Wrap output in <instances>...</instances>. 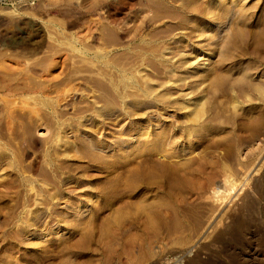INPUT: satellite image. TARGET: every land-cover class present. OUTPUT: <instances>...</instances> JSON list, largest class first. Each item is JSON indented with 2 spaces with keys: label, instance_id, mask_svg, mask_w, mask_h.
Instances as JSON below:
<instances>
[{
  "label": "rangeland",
  "instance_id": "obj_1",
  "mask_svg": "<svg viewBox=\"0 0 264 264\" xmlns=\"http://www.w3.org/2000/svg\"><path fill=\"white\" fill-rule=\"evenodd\" d=\"M156 2L164 6L155 10ZM221 2H213V10L220 15L223 10L225 16L227 7L233 15H228L218 35L217 24H203L210 16L185 14L177 6L181 5L179 0H0V264H264V120L260 124L263 129L259 125L257 129L251 120L247 122L249 114L255 117L257 111L238 105L236 113L231 105L226 113L219 111L221 116L228 114L224 117L227 123L220 118L225 123L221 133L216 130L208 137H196V133L189 136L187 131L192 126L184 119V111L164 110L165 102L129 89L123 91V84L118 82L121 68L127 66L129 72L141 67L147 80L169 82L161 92L175 90V83L186 84V91H193L189 96L203 97L205 106L215 96L230 100L235 95L228 93L224 98L212 90L210 81L178 83L170 79L185 76L182 61L202 63L213 42L231 35L233 42L228 48L235 66L229 65L228 72L225 69L229 82L243 77L249 85L264 86V0H225L224 6ZM182 15L192 19L185 31L180 28L186 20ZM155 47L169 48L168 56L175 55L173 60L167 62L164 56L153 55L151 49ZM102 49L109 52L108 60L115 65L105 68L97 56ZM215 60L211 57L203 70ZM168 65H177L175 71L168 70L167 74ZM262 99L264 95L259 99L264 106ZM155 115L165 121L167 131L187 135L180 139L182 143L169 148L176 155H155L165 148L162 139L151 138V123L160 120ZM155 145H159L158 151ZM154 159L172 166L180 164L173 184L165 181L173 185L166 188L169 192L165 191V197L170 198L177 214L170 212L166 225L150 236L149 251L141 240L129 248L115 243L106 251L100 239L101 219L117 207L119 200L132 195L125 178L129 168L134 163L150 165ZM219 181L218 193L213 195L210 190ZM131 257L137 259L135 263Z\"/></svg>",
  "mask_w": 264,
  "mask_h": 264
},
{
  "label": "bare ground",
  "instance_id": "obj_2",
  "mask_svg": "<svg viewBox=\"0 0 264 264\" xmlns=\"http://www.w3.org/2000/svg\"><path fill=\"white\" fill-rule=\"evenodd\" d=\"M153 1L155 2V0H152V3H153ZM178 1V0H177ZM176 0H175V3L177 2ZM179 1H181V5H179V3H177L178 5V7H181V9H182V11L185 13V14H192L193 16H199V15H201L200 16V18L201 17H205L206 18V16L207 17H211V18H209L210 20H205V21H203V24H207L208 25V21H209V23L211 22L212 24H217V27L215 28V30H216V32L213 30V32H215V33H219V32H217V30H219V29H224V27H225V25H226V22H227V19L226 18H229L228 17V15L229 14H232L233 15V13L230 11V9L229 8H225V7H223V8H225L224 10L225 11H227L226 13H225V16H224V11L222 10L221 12L223 13V16H222V13H221V15L219 14V13H216V9L215 10H213L214 9V6L212 7L211 6V4H213V2L215 3V1L216 0H209V1H207V2H205L204 3V1L202 0H179ZM224 2H221L222 4L223 3H226L225 2V0H223ZM228 1V0H227ZM148 2H150V1H148ZM158 2H159V0H158ZM173 2V1H172ZM232 2V1H231ZM151 3V4H152ZM157 3V2H156ZM218 3V2H217ZM232 4V3H231ZM141 5H143V4H141ZM160 5H163V4H159V3H157L156 4V7H155V5H153L154 7H155V10L159 7L160 8ZM173 5V4H172ZM134 6H137V5H134ZM145 6V5H144ZM148 6V5H147ZM164 6V5H163ZM174 6V5H173ZM223 6H224V4H223ZM227 6V5H226ZM230 6V5H229ZM141 7V6H140ZM139 7V8H140ZM172 7V6H171ZM104 8V7H103ZM135 8V7H134ZM148 8V7H147ZM166 8V7H165ZM168 9H169V7H167ZM231 8V7H230ZM163 10H164V8H162ZM233 9V8H232ZM132 10V9H131ZM160 10V9H159ZM177 10V9H176ZM138 11V10H137ZM153 11H154V8H153ZM170 12V10H167V12ZM171 11L173 12V10L171 9ZM218 11H220L219 9H218ZM217 11V12H218ZM233 11V10H232ZM156 12H158V11H156ZM165 12V11H164ZM231 12V13H230ZM234 12V11H233ZM144 13V12H143ZM147 13H148V11H147ZM151 13V12H150ZM155 13V12H154ZM161 14H162V12H160ZM181 13V12H180ZM179 13V14H180ZM129 14V13H128ZM142 14V13H141ZM158 14V13H157ZM167 14V13H166ZM166 14H164V15H166ZM172 14V13H171ZM145 15V17H146V14H144ZM159 15V14H158ZM157 15V16H158ZM168 15H170V13L168 14ZM173 15L175 16V14L173 13ZM172 15V16H173ZM231 15V16H232ZM137 16H139V15H137ZM151 16V15H150ZM156 16V15H155ZM159 16H161V15H159ZM163 16V15H162ZM172 16H170V18H172ZM183 16V15H182ZM189 16V15H188ZM231 16H230V19H231ZM106 17V16H105ZM126 17V16H125ZM132 17V16H131ZM164 17V16H163ZM184 17V16H183ZM183 17H182V19H183ZM136 18V17H135ZM144 18V17H143ZM150 18V17H149ZM155 17H153V19H154ZM159 18V17H158ZM166 18V17H165ZM186 18V20H184L183 21V23L181 24V26H180V28L181 29H184V31H185V28L187 27V26H185L186 25V23H187V21L189 22L190 20H192V19H189V18H187V16L186 17H184V19ZM195 18V17H194ZM199 18V19H200ZM225 18V19H224ZM128 19V18H127ZM140 19H142V18H140ZM148 19V18H147ZM157 19V18H156ZM181 19V17H179V20H182ZM108 20V19H107ZM114 20V19H113ZM143 20V19H142ZM155 20V19H154ZM163 20V19H162ZM161 19H160V21H162ZM198 20V19H197ZM201 20H204V19H201ZM200 20V21H201ZM118 21H119V19H118ZM135 21V20H134ZM170 21H174L173 19L172 20H170ZM194 21H195V19H194ZM230 21V20H229ZM108 22V21H107ZM112 22V21H111ZM116 22V21H115ZM138 22V21H137ZM164 22V21H163ZM193 22V21H192ZM192 22L190 23V24H192ZM198 22V21H197ZM231 22V21H230ZM104 23H105V21H104ZM135 23V22H134ZM156 23V22H155ZM168 23V22H167ZM176 23V22H175ZM179 24H180V21L178 22ZM229 23V22H228ZM227 23V24H228ZM132 24V23H131ZM135 24H137V23H135ZM188 24V23H187ZM195 24H198V23H195ZM194 24V25H195ZM108 25V24H107ZM111 25V24H110ZM109 25V26H110ZM123 25V24H122ZM140 25V24H139ZM160 25V24H159ZM189 25V24H188ZM193 25V24H192ZM193 25V26H194ZM199 25V24H198ZM197 25V26H198ZM201 25V24H200ZM141 26H143V24L141 25ZM173 26V25H172ZM177 26V25H176ZM211 27H212V25H210ZM228 26V25H227ZM119 27V26H118ZM122 27V26H121ZM140 27V26H139ZM159 27V26H158ZM174 27V26H173ZM172 27V28H173ZM199 27V26H198ZM197 27V29H200V28H198ZM201 28H202V26H200ZM209 27V26H208ZM220 27H223V28H220ZM106 28V27H105ZM112 28V27H111ZM120 28V27H119ZM171 28V29H172ZM192 28V27H191ZM205 28V27H204ZM203 28V29H204ZM109 29H110V27H109ZM108 29V30H109ZM128 29V28H127ZM138 29V28H137ZM140 29V28H139ZM170 29V30H171ZM176 29H178V28H176ZM213 29V28H212ZM133 30V29H132ZM131 30V31H132ZM155 30V29H154ZM159 30V29H158ZM160 30H161V28H160ZM192 30V29H191ZM193 30H196V28L194 29L193 28ZM230 29H228V31H229ZM144 31H146V30H144ZM149 31H151V30H149ZM174 31V30H173ZM180 31V30H179ZM183 31V30H182ZM190 31V30H189ZM198 31V30H197ZM210 31V30H209ZM222 31V30H221ZM220 31V32H221ZM224 31V30H223ZM194 33L193 31H190V33ZM201 31H199V33H200ZM205 32V31H204ZM132 33V32H131ZM146 33V32H145ZM149 33V32H148ZM160 33V32H159ZM158 33V31H157V34H159ZM161 33H162V30H161ZM167 33V32H166ZM178 33V32H177ZM188 33V32H187ZM212 33V32H211ZM133 34V33H132ZM136 34V33H135ZM141 34V33H140ZM155 34V33H154ZM165 34V33H164ZM168 34H169V32H168ZM172 34V33H171ZM189 34V33H188ZM196 34V33H195ZM197 34H198V32H197ZM206 34V33H205ZM210 34V33H209ZM236 34V33H235ZM125 35V34H124ZM129 35V34H128ZM145 35V34H144ZM162 35V34H161ZM182 35V34H181ZM194 35V34H193ZM192 35V36H193ZM200 35H201V33H200ZM213 35H215V34H212V36ZM217 35V34H216ZM218 35H220V33L218 34ZM217 35V36H218ZM226 35V34H225ZM233 35V34H232ZM130 36H131V34H130ZM150 36V35H149ZM175 36H176V34H175ZM189 36H191V35H189ZM191 36V37H192ZM196 36V35H195ZM202 36V35H201ZM211 36V35H210ZM209 36V37H210ZM235 36V35H234ZM240 36V35H239ZM135 37V36H134ZM138 37V36H137ZM152 37V36H151ZM157 37V36H156ZM155 37V38H156ZM171 37V36H170ZM199 37V36H198ZM215 37V36H214ZM213 37V38H214ZM221 37V36H220ZM223 37V39L221 38H218L217 40H216V42L217 43H214V45H216L217 44V46H215L214 47V45H213V43H212V48H211V51H209L210 52V54L208 55V57L206 58V56H205V58L206 59H204V61L202 62V63H198V64H196V65H194V63H195V60L194 61H190V60H186V61H182L183 63H182V66L185 68V70H183V72H184V75L185 76H181V77H177V79L175 80V79H170V80H174L175 82H177L178 81V83H179V81L180 80H182V81H187V83H188V80L190 81H193L194 83L196 82V81H200V79L202 80V82H205V81H210V85H211V88H212V90H214V92H220V93H222L221 95H224L223 97L225 98V95H227L228 93H230V94H232V96L233 95H235V97H233V98H230V100H227V99H225V101H224V99H222L221 100V98L218 100V98L216 99V96H215V100L214 101H210V103L207 105V106H205L204 104H202L203 103V100H202V98L203 97H201V98H192L191 96H189V94H191L190 92H187L186 91V88H184V85H186V84H184L183 86H180V85H176V83H175V86H176V89L174 90L173 89V91H164L163 92V90H162V92H161V89H164L165 87L167 88V86L169 85V82L168 81H158L157 80V82L155 81V82H153V81H149V80H147V78H145L144 77V74H143V72H145L144 71V69H141V67H139V69H137V70H134V69H136V68H134L133 66V72H130L131 70H130V68H129V72H127L125 69H127L126 67L124 68V69H122L121 68V70H119L120 71V81H118V82H121L122 84H123V87H124V90L123 91H125V89H129V90H131V91H134L137 95H139V93L141 94V96H143L144 95V97L145 96H153L156 100H158V102L159 101H161V102H165L166 103V108L164 109V110H171V109H175V110H179V111H184V113H183V117H185L184 119H187L188 120V122H189V124L192 126V128H191V130H188L187 131V135H192L193 133H196L195 135H196V137H203V136H207V135H211V133L212 132H215L216 130H219V129H221V130H223V127H224V125H225V123H227L228 121H226V116L225 115H228V114H225V115H223V116H221L220 115V112L219 111H225L226 109H227V111H228V107L229 106H231V105H233V108H234V106H235V108L238 106V105H240V107H245V106H247L249 109L251 108L252 110H256L257 112L255 113L256 115H255V117L253 116V114L251 115V114H249V116H251L250 117V119H249V117H247L246 115V117L248 118H246L247 119V122H249V120H251L250 121V123L252 122L253 124H250V125H253V126H255V127H257L258 125V127L260 128V124H262V121L264 120V113H262L263 112V105H261V103L259 102V99L264 95V86H258V84L256 85V84H251V85H249L248 83H250V81L248 82V81H246V82H244V80H243V77L241 78H238V79H235V80H232L231 82H229V76H228V74L229 73H226L225 72V69L227 68V72L229 71V69H228V66L230 65V66H235V61H232L231 60V55H230V51H229V49L230 48H228L229 47V44L231 43V42H233V41H231L232 40V37L233 36H231V35H227V36H222ZM125 38V37H124ZM132 38V37H131ZM140 38V37H139ZM141 38L142 39H144L143 38V36H141ZM147 38V37H146ZM159 38V37H158ZM166 38H167V36H166ZM169 38V37H168ZM182 38V37H181ZM183 38H184V35H183ZM190 37H188V39H189ZM197 38V37H196ZM200 38V37H199ZM201 38H203V37H201ZM206 38H207V36H206ZM212 38V37H211ZM216 38V37H215ZM236 38V37H235ZM261 38H262V36H261ZM151 39V38H150ZM173 39V38H172ZM194 39H195V37H194ZM205 39V38H204ZM204 39H203V41H204ZM145 40V39H144ZM152 40H154L153 38H152ZM202 40V39H201ZM208 39H205V41H207ZM213 40V39H212ZM264 40V39H263ZM170 41H171V38H170ZM170 41H168V42H170ZM177 41V40H176ZM182 41V40H181ZM186 41V40H185ZM197 41V40H196ZM215 41V40H214ZM145 42V41H144ZM143 42V43H144ZM178 42V41H177ZM202 42V41H201ZM211 41H209V43H210ZM204 43V42H203ZM202 43V44H203ZM123 44V43H122ZM142 44V43H141ZM147 44V43H146ZM155 44V43H154ZM174 44V43H173ZM182 44V43H181ZM199 44V43H198ZM232 44V43H231ZM133 45V44H132ZM153 45V44H152ZM187 45V44H186ZM204 45V44H203ZM211 45V44H210ZM142 46V45H141ZM144 46V45H143ZM156 46V45H155ZM158 46V45H157ZM163 46H165V45H163ZM170 46H171V44H170ZM196 46V45H195ZM140 47V46H139ZM146 47V46H145ZM153 47H154V45H153ZM160 47V46H159ZM162 47V46H161ZM111 48V47H110ZM138 48V47H137ZM149 48V47H148ZM173 48V47H172ZM178 48V47H177ZM209 48H210V46H209ZM104 49V48H103ZM103 49H102V51H103ZM142 49V48H141ZM144 49V48H143ZM167 49H169V48H166V47H164L163 48V50H161V48L159 49V48H156L155 47V49L153 48V50L151 49V51H152V54L153 55H155V54H159V57L160 56H164L165 57V59L167 60V62L168 61H170L171 62V59L172 58H174L173 56H175V55H170V56H168V52H167ZM190 49V48H189ZM106 50H107V48H106ZM146 50H150V49H146ZM172 50V49H171ZM188 50V49H187ZM133 51V50H132ZM150 51V52H151ZM176 51H178L177 49H176ZM97 52V51H96ZM174 52V51H173ZM204 52V51H203ZM208 52V53H209ZM108 51H103V52H98L97 53V56H98V58L100 59L101 58V60H102V63L106 66L105 68H107V66H109L111 63H113V62H109V58H108ZM147 53V52H146ZM179 53H181V52H179ZM96 54V53H95ZM142 54V53H141ZM147 54H149V53H147ZM164 54V55H163ZM166 54V55H165ZM177 54V53H176ZM194 54V53H193ZM216 54V55H215ZM112 55V54H111ZM181 55V54H180ZM96 56V55H95ZM97 56H96V58H97ZM145 55H143V57H144ZM152 56V55H151ZM185 56V55H184ZM187 56V55H186ZM215 56V58H216V60H215V62H213L212 64H210V66L208 67V68H206L205 70H203V68L205 67V65L204 64H208V63H210L209 61L211 60V57H214ZM112 57V56H111ZM110 57V58H111ZM141 57V56H140ZM148 57V56H147ZM146 57V58H147ZM157 57V56H156ZM163 57V58H164ZM167 57V58H166ZM177 57V56H176ZM175 57V58H176ZM202 57V56H201ZM97 58V59H98ZM139 58V57H138ZM145 58V59H146ZM153 58V57H152ZM179 58V57H178ZM141 59H143V58H141ZM100 60V61H101ZM173 60V59H172ZM203 60V59H202ZM201 60V61H202ZM153 61V60H152ZM188 61H190V63H188ZM115 62V61H114ZM137 62V61H136ZM145 62H146V60H145ZM166 62V61H165ZM129 63V62H128ZM127 63V64H128ZM140 63H142V62H140ZM140 63H138V64H140ZM164 63V62H163ZM175 63V62H174ZM188 63V64H187ZM114 64V63H113ZM117 64V63H116ZM126 64V65H127ZM150 64V63H149ZM158 64V63H157ZM166 64V63H165ZM173 64V63H172ZM216 64V65H215ZM115 65V64H114ZM120 65V64H119ZM131 65H133V64H131ZM145 65V64H144ZM162 65V64H161ZM215 65V66H214ZM128 66H130V65H128ZM140 66V65H139ZM143 66V65H142ZM146 66V68H147V64L145 65ZM153 67H154V65H152ZM166 66V65H165ZM177 65H173V66H167V68L165 69V71H166V73L168 72V70H174L175 71V67H176ZM121 67V66H120ZM120 67H118V68H120ZM169 67V68H168ZM103 68V67H102ZM149 68V67H148ZM160 68V67H159ZM181 68V67H180ZM230 69H231V67H230ZM104 70V69H103ZM181 70V69H180ZM106 71V70H105ZM109 71V70H108ZM117 71V70H116ZM119 71H117V72H119ZM147 71V70H146ZM152 71V70H151ZM174 71H172V72H174ZM246 71V70H245ZM170 72V71H169ZM107 74V73H106ZM115 74V73H114ZM146 74V73H145ZM149 74V73H148ZM165 74V73H164ZM168 74V73H167ZM166 74V75H167ZM173 73H171V78L173 77V75H172ZM181 74H183V73H180V75ZM241 74H243L242 72H241ZM246 74H247V72H246ZM153 75V74H152ZM169 75H170V73H169ZM175 75H176V72H175ZM187 75V76H186ZM109 76V75H108ZM149 76H151V75H149ZM155 76V75H154ZM162 76H165V75H162ZM244 76V75H243ZM246 76V75H245ZM244 76V79L246 78ZM107 77V76H106ZM148 77V76H147ZM153 77V76H152ZM239 77V76H238ZM104 78H105V76H104ZM117 78V77H116ZM118 78V79H119ZM160 78V77H159ZM162 78V77H161ZM170 78V77H169ZM175 78V77H174ZM115 79V78H114ZM149 79H150V77H149ZM152 79V78H151ZM163 79V78H162ZM248 79V78H247ZM169 80V79H168ZM246 80V79H245ZM117 81V80H116ZM115 81V82H116ZM190 81V82H191ZM105 82V81H104ZM114 82V81H113ZM171 82V81H170ZM189 82V83H190ZM193 82H192V84H193ZM201 82V81H200ZM228 82H229V84H228ZM120 83V84H121ZM181 83V82H180ZM183 83H185V82H183ZM106 84H107V82H106ZM114 84V83H113ZM119 84V83H118ZM174 84V83H173ZM182 84V83H181ZM205 84V83H204ZM109 86V85H108ZM116 87V86H115ZM170 87V86H169ZM190 87V86H189ZM4 88H6L5 86H4ZM14 88V87H13ZM119 88V87H118ZM201 88V87H200ZM208 88H210V87H208ZM15 89H17V88H15ZM14 89V90H15ZM9 90V89H8ZM18 90V89H17ZM112 90V89H111ZM114 90V89H113ZM120 90V89H119ZM122 90V89H121ZM192 90V89H191ZM10 91H11V89H10ZM123 91L121 92V93H123ZM130 91V92H131ZM137 91V92H136ZM127 92V91H126ZM213 92V91H212ZM134 93V94H135ZM210 93V92H209ZM128 94V97H129V93H127ZM132 94V93H131ZM212 94V93H211ZM122 95V94H121ZM192 95H193V93H192ZM215 95V94H214ZM216 95H218V94H216ZM126 96V95H125ZM132 95H130V97H131ZM206 96H208V95H206ZM220 96V95H219ZM218 96V97H219ZM241 96V98H243L242 99V101H241V99L239 98ZM259 96H261L260 98H259ZM120 97H123V95L122 96H120ZM127 97V98H128ZM133 97H134V95H133ZM137 97V96H136ZM135 97V98H136ZM152 97V98H153ZM228 98L229 97H231V96H227ZM117 98V97H116ZM141 98V97H140ZM149 98V97H148ZM151 98V99H152ZM119 99V98H118ZM131 99H133V98H131ZM137 99V98H136ZM135 99V100H136ZM142 99H146V98H142ZM200 99V100H199ZM214 99V98H213ZM125 100V99H124ZM140 100V99H139ZM138 100V101H139ZM148 100H150V99H148ZM153 100V99H152ZM155 100V101H156ZM201 100H202V102H201ZM209 100V99H208ZM262 100H264V99H262ZM120 101V100H119ZM133 101H134V99H133ZM136 102V101H135ZM154 102V101H153ZM204 102H206V99L204 100ZM261 102H263V104H264V101H261ZM123 103V102H122ZM164 103V104H165ZM208 103V102H207ZM243 104V105H242ZM127 105V104H126ZM133 105V104H132ZM151 105V104H150ZM137 106V105H136ZM121 108V107H120ZM153 108V107H152ZM156 108H158V107H156ZM230 108V107H229ZM237 108H239V107H237ZM234 109V111L235 110H237L238 111V109ZM130 109V108H129ZM240 109V108H239ZM241 109H243V108H241ZM245 109H247L246 107H245ZM250 109V110H251ZM230 110V109H229ZM249 110V111H250ZM131 111V110H130ZM158 111V110H157ZM218 111V112H217ZM234 111H232V112H234ZM243 111V110H242ZM247 111V110H246ZM262 111V112H261ZM132 112H134V111H132ZM178 112V111H177ZM236 112V111H235ZM128 113V112H127ZM136 113V112H135ZM224 113H226V111L225 112H223V114ZM237 113V112H236ZM242 113V112H241ZM253 113V112H252ZM125 114V113H124ZM141 114V113H140ZM144 114H145V112H144ZM150 114V113H149ZM164 114H166V113H164ZM168 114V113H167ZM240 114V113H239ZM170 115H171V113H170ZM173 115V114H172ZM175 115H176V113H175ZM235 115V114H234ZM238 115V114H237ZM125 116V115H124ZM138 116V115H137ZM142 116H143V113H142ZM149 116V115H148ZM240 116V115H239ZM245 116H244V119H245ZM132 117V116H131ZM130 117V118H131ZM135 117V116H134ZM139 117V116H138ZM158 118V119H160L158 122H154V124H152L151 122V125H154V130H153V132L151 133V138H154V139H156V141L157 140H163V142L161 141V143H163V146L165 147V148H161L160 150H159V145L158 146H156V147H158L157 148V150L156 151H158V153H155V155L156 154H159L162 158L163 157H169V155L172 153V149H170L169 150V148H172V145L173 144H175V143H180L181 141H180V139H183V138H185V133L183 134V133H181L180 131L178 132H176V130L173 132L172 130L171 131H167V128L165 129V121L164 120H161V116L160 115H155L154 116V118ZM166 117V116H165ZM170 117V116H169ZM173 117V116H172ZM225 119V123H223V120H221V119H223V118ZM118 118V117H117ZM151 118V117H150ZM156 118V119H157ZM221 118V119H220ZM253 118V119H252ZM133 119V118H132ZM171 119H173V118H171ZM227 119H229L230 120V118H228L227 117ZM255 119V122H253V120ZM111 120V119H110ZM116 120V119H115ZM126 120H128V119H126ZM136 120V119H135ZM175 120V119H174ZM186 120V121H187ZM233 120V119H232ZM156 121V120H155ZM238 121V120H237ZM128 122V121H127ZM174 122H176V121H174ZM120 124V123H119ZM124 124H125V121H124ZM135 124V123H134ZM185 124V123H184ZM188 124V125H189ZM231 124H233V123H231ZM230 124V125H231ZM248 124V123H247ZM118 125V124H117ZM168 125V124H167ZM171 125V124H170ZM189 125V126H190ZM211 125H212V127H211ZM229 125V126H230ZM239 125V124H238ZM121 126V125H120ZM147 126V125H146ZM188 126V127H189ZM244 126H246V124L244 125ZM124 127V126H123ZM152 127V126H151ZM162 127H164L163 129H162ZM173 127V126H172ZM188 127H187V129H188ZM249 127V126H248ZM255 127H253V130L255 131ZM258 127H257V129H258ZM262 127H263V125H262ZM111 128H113V127H111ZM135 128V127H134ZM150 128V127H149ZM161 128V129H160ZM185 128H186V126H185ZM146 129H148V128H146ZM227 129V128H226ZM225 129V130H226ZM260 129H263V128H260ZM259 129V130H260ZM121 130V129H120ZM132 130V129H131ZM136 130V129H135ZM228 130V129H227ZM117 131V130H116ZM257 131V130H256ZM255 131V132H256ZM108 132V131H107ZM122 132V131H121ZM142 132V131H141ZM219 132H220V130H219ZM218 131H217V133H219ZM257 132H259V131H257ZM109 133V132H108ZM112 133V132H111ZM126 133V132H125ZM148 133V132H147ZM221 133V132H220ZM256 134V133H255ZM259 134V133H258ZM119 135H121V134H119ZM186 135V136H187ZM194 135V134H193ZM214 135V134H213ZM217 135V134H216ZM228 135V134H227ZM260 135V134H259ZM136 136H138V135H136ZM135 136V137H136ZM142 136V135H141ZM146 136H147V134H146ZM215 136V135H214ZM221 136H222V134H221ZM224 136V135H223ZM223 136H222V138H223ZM264 136V135H263ZM124 137V136H123ZM149 137V136H148ZM208 137V136H207ZM206 137V138H207ZM213 137V136H212ZM216 137V136H215ZM226 136H224V138H225ZM115 138V137H114ZM131 138V137H130ZM142 138V137H141ZM140 138V140H142ZM150 138V137H149ZM150 138V139H151ZM160 138V139H159ZM188 138V137H187ZM214 138V137H213ZM115 139H117V138H115ZM129 139V138H128ZM139 139V138H138ZM145 139H146V137H145ZM153 139V140H154ZM210 139H211V137H210ZM220 139H221V137H220ZM227 139V138H226ZM264 139V137L261 139V140H263ZM104 139H102V141H103ZM126 140V139H125ZM139 140V141H140ZM219 140V139H218ZM121 141V140H120ZM145 141H147V140H145ZM151 141H152V139H151ZM155 141V140H154ZM191 141V140H190ZM264 141V140H263ZM105 142V141H104ZM188 142V141H187ZM203 142V141H202ZM96 143V142H95ZM101 143V142H100ZM117 143V142H116ZM146 143V142H145ZM155 143V142H154ZM161 143H160V146H162L161 145ZM182 143V142H181ZM219 143V142H218ZM93 144V143H92ZM104 144V143H103ZM122 144V143H121ZM124 144V143H123ZM137 144V143H136ZM138 144H139V142H138ZM200 144V143H199ZM214 144V143H213ZM102 145V144H101ZM110 145V144H109ZM115 145V144H114ZM130 145V144H129ZM148 145V144H147ZM151 145V144H150ZM183 145V144H182ZM192 145V144H191ZM94 146V145H93ZM92 146V147H93ZM121 146V145H120ZM128 146V145H127ZM154 146V145H153ZM175 146V145H174ZM173 146V147H174ZM95 147V146H94ZM151 147V146H150ZM182 147V146H181ZM96 148V147H95ZM99 148V147H98ZM102 148V147H101ZM107 149H108V146H107ZM154 149V148H153ZM182 149V148H181ZM148 150H150L149 148H148ZM176 150V149H175ZM151 151V150H150ZM154 151V150H153ZM179 151V150H178ZM174 152V151H173ZM176 152V151H175ZM188 152V151H187ZM122 153V152H121ZM123 153H125L124 151H123ZM154 153H153V156H154ZM195 153V152H194ZM126 154V153H125ZM124 154V155H125ZM173 154V153H172ZM183 154V153H182ZM173 155H176V154H173ZM172 155V156H173ZM134 156V155H133ZM150 157L152 156V154L151 155H149ZM171 156V155H170ZM94 157V156H93ZM124 157V156H123ZM146 157V156H145ZM155 157H158V156H155ZM198 157V156H197ZM131 158H132V156H131ZM131 158H129V160L131 159ZM138 158V157H137ZM152 158V157H151ZM205 158V157H204ZM167 159V158H166ZM96 160H97V158H96ZM142 160V159H141ZM131 161V160H130ZM133 161V160H132ZM131 161V162H132ZM135 161H136V159H135ZM206 161V160H205ZM126 162V161H125ZM144 162V161H143ZM139 163V162H138ZM142 163V162H141ZM170 163V162H169ZM183 163H187V162H183ZM201 163V162H200ZM118 164V163H117ZM147 164V163H146ZM143 165V164H136L135 165V163H134V165L131 167L130 166V164H129V166L131 167V168H129V170H128V174H127V176H126V174H124L126 177L125 178H128V183H130L128 186L130 187V191L129 192H131L132 193V195L131 196H127L128 198H123V199H121V200H119L118 201V203H117V207L116 208H113L112 209V207H111V209L112 210H109L110 212H108V214H107V212H105L106 213V215L104 216V218L103 219H101V224H100V229H101V231H100V239L102 240V242H104L103 244H105L104 245V248H105V246H106V251H107V249H108V251L109 250H112V249H109V248H112L111 247V245H113V244H115V243H117L118 245H121V246H123V245H125V246H128V248L130 247V246H132V245H135V242L136 241H138V240H141V243H142V245H143V247L144 246H146L147 248H148V246H149V238H150V236L151 235H155L156 233H158V228L161 226V225H164L166 222H167V219H169V218H167V215L170 213V215L172 214V213H174V215H176L175 214V209H174V207H173V205H172V203L171 202H169L168 200H170V198L168 199H166V197H165V191L167 190L166 188H171V186H173L172 184H173V180H174V177L178 174V172H180L179 170V165L180 164H178L177 166L176 165H174V166H172V164L170 165V164H168L167 162H165V161H163V160H159V159H154L152 162H151V164L149 165V164H147V165ZM182 164V163H181ZM209 164V163H208ZM105 165V164H104ZM107 165V164H106ZM108 165H109V163H108ZM127 165V164H126ZM183 165H185V164H183ZM211 165H212V163H211ZM111 166V165H110ZM119 166V165H118ZM128 166V167H129ZM205 166V165H204ZM124 167V166H123ZM127 167V168H128ZM181 167H182V165H181ZM194 167V166H193ZM254 168H256V165H255V167ZM253 168V169H254ZM108 169H109V167H108ZM111 169V168H110ZM114 169V168H113ZM118 169V168H117ZM183 169V168H182ZM188 169V168H187ZM191 169H193V168H191ZM197 169H199V168H197ZM201 169L203 170V168L201 167ZM122 170V169H121ZM120 171V170H119ZM199 171V170H198ZM201 171V170H200ZM107 172V171H106ZM125 172V171H124ZM110 173V172H109ZM187 173H189V172H187ZM155 174H159V176H157V177H160L159 179L158 178H155ZM123 175V174H122ZM179 175V174H178ZM187 175V174H186ZM185 175V176H186ZM110 176V175H109ZM109 176H106V177H109ZM154 176V177H153ZM112 177V176H111ZM179 177V176H178ZM188 177V176H187ZM118 178H119V176L117 177V180H118ZM197 178V177H196ZM123 179H124V177H123ZM175 179H178V178H175ZM186 179H188V178H186ZM189 179H190V176H189ZM120 180H122V178L120 179ZM196 180V179H195ZM198 180V179H197ZM125 181H127V180H125ZM165 181H169V182H172V184H170V183H168V184H170L169 186H166V185H168L167 183H165ZM176 181V180H175ZM184 181H185V179H184ZM194 181V180H193ZM192 181V182H193ZM216 181H218V180H216ZM124 182V181H123ZM177 182V181H176ZM186 182V181H185ZM189 182V181H188ZM115 183V182H114ZM126 183V182H125ZM124 183V184H125ZM127 183V184H128ZM178 183V182H177ZM190 183V182H189ZM199 183V182H198ZM213 183V182H212ZM220 181L219 182H216L215 184H214V187L212 188V190H210V191H212V194L214 195V194H216V193H218V187H219V185H220ZM123 184V185H124ZM127 184H126V186H127ZM174 184H176V183H174ZM182 184V183H181ZM179 184H176V186H178ZM199 185V184H198ZM127 186V187H128ZM114 187V186H113ZM115 187H116V185H115ZM125 186H123V188H124ZM129 187H128V189H129ZM168 188V189H169ZM173 188V187H172ZM122 189V188H121ZM125 189V188H124ZM127 189V188H126ZM117 190V189H116ZM106 191V190H105ZM104 191V192H105ZM110 191V190H109ZM168 191V190H167ZM167 191H166V194H167ZM171 191V190H170ZM210 191H209V193H210ZM169 192V191H168ZM119 193V192H118ZM103 194V193H102ZM211 194V195H212ZM120 195V194H119ZM208 195V194H207ZM105 196V195H104ZM124 196V195H123ZM170 196V195H169ZM209 196H210V194H209ZM168 197V196H167ZM212 197V196H211ZM116 198H117V196H116ZM120 199V198H119ZM109 200V199H108ZM113 201V200H112ZM104 202V201H103ZM105 203V202H104ZM106 204V203H105ZM113 204V203H112ZM114 207V206H113ZM110 208V207H109ZM108 211V210H107ZM173 215V214H172ZM174 217V216H173ZM167 218V219H166ZM166 225V224H165ZM86 238V237H85ZM140 243V244H141ZM137 244V243H136ZM117 245V246H118ZM141 245V246H142ZM114 246V245H113ZM138 246V245H137ZM119 247V246H118ZM136 247V246H135ZM143 247H141V248H143ZM150 247V246H149ZM128 248H126V249H128ZM138 249H139V247H137ZM117 249V248H116ZM124 249H125V247H124ZM123 249V250H124ZM126 249H125V251H126ZM132 249V248H131ZM129 250V249H128ZM146 250V249H145ZM150 249L148 248L147 249V251H149ZM120 251H122V250H120ZM130 251H132V250H130ZM152 251V250H151ZM111 253V252H110ZM130 253V252H129ZM145 253L146 254H149L148 252H146L145 251ZM153 253V252H152ZM109 253H107V255H108ZM118 254V253H117ZM106 255V254H105ZM129 255V254H128ZM150 255V254H149ZM132 256V255H131ZM107 257V256H106ZM121 257V256H120ZM137 257V256H136ZM128 258V257H127ZM134 258V257H133ZM132 257H131V261L133 262V263H135L134 261H136L135 260V258L133 259ZM106 259H108V258H105L104 260H106ZM87 259H85V261H86ZM89 260V259H88ZM108 261V260H107ZM130 261V262H131ZM88 262V261H87ZM121 262V261H120ZM131 262V263H132ZM85 264H86V262H84ZM90 263V262H89ZM127 263H128V261H127ZM137 263V262H136Z\"/></svg>",
  "mask_w": 264,
  "mask_h": 264
}]
</instances>
